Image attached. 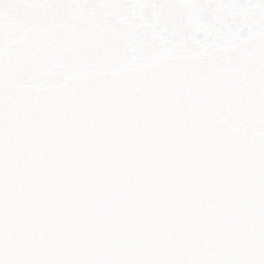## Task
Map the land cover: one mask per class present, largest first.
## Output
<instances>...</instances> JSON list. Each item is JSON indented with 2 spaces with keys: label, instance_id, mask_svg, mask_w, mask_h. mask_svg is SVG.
Here are the masks:
<instances>
[{
  "label": "snow or ice",
  "instance_id": "snow-or-ice-1",
  "mask_svg": "<svg viewBox=\"0 0 264 264\" xmlns=\"http://www.w3.org/2000/svg\"><path fill=\"white\" fill-rule=\"evenodd\" d=\"M0 264H264V0H0Z\"/></svg>",
  "mask_w": 264,
  "mask_h": 264
}]
</instances>
